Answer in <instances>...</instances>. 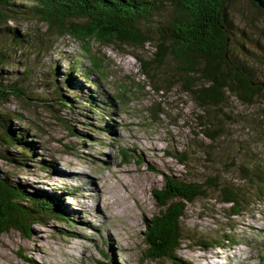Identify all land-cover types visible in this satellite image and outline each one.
Wrapping results in <instances>:
<instances>
[{
  "label": "rangeland",
  "instance_id": "1",
  "mask_svg": "<svg viewBox=\"0 0 264 264\" xmlns=\"http://www.w3.org/2000/svg\"><path fill=\"white\" fill-rule=\"evenodd\" d=\"M19 2L0 7V56L5 82L24 93L0 102V113L21 115L11 128L23 130L34 151L25 156L22 147L10 148L14 159H1L0 171L31 192L53 194L69 220L46 215L29 234L0 233V264H175L145 258L143 219L159 210L152 189L163 185V174L242 184L234 165L240 154L248 150L264 162V102L246 105L232 96L198 119L206 112L182 87L177 61L166 59L155 79L142 72L134 54L151 58L155 45L119 48L94 40L104 60L95 73L79 40L47 39L46 24L25 7L31 3ZM230 13L236 51L264 81V12L249 0H232ZM8 27L30 34L28 40L17 44ZM211 122L220 127L214 141L206 136ZM121 149L130 154L125 163ZM254 202L230 218L215 190L188 203L177 257L186 264H264V202ZM230 227L238 243L216 246Z\"/></svg>",
  "mask_w": 264,
  "mask_h": 264
},
{
  "label": "trees",
  "instance_id": "2",
  "mask_svg": "<svg viewBox=\"0 0 264 264\" xmlns=\"http://www.w3.org/2000/svg\"><path fill=\"white\" fill-rule=\"evenodd\" d=\"M19 1L31 3L25 7L46 24L47 39L69 36L79 40L91 61V71L95 73L103 71L104 60L93 51L94 40L119 48L126 44L155 45L151 58L134 54L142 72L155 79L156 68L166 59L177 61L182 87L206 112L197 114L198 119L221 109L232 96L246 105L264 102V81L257 77L250 58L245 54L244 60L236 51L238 28L230 13L232 0H0V7H16ZM249 1L264 12L255 1ZM7 30L17 44L27 41L30 35L9 27ZM5 63L0 56V102L24 93L16 82H5ZM68 75L67 82L73 78ZM70 101L62 99L60 104L70 107ZM88 101L91 110L96 107V99L90 96ZM110 115L109 111L102 112L105 119L111 120ZM20 119L18 114L0 113V160L14 159L7 155L12 147H22L25 156L34 151L28 145L31 143L24 139L23 130L11 128V122ZM211 123L214 128L209 126L206 136L214 141L220 137V127ZM69 128L73 133V127ZM120 151L122 161H129L130 154L123 149ZM183 159L180 157L186 164ZM240 161L234 165L238 168L236 179L242 184L212 175L198 181L163 174V185L152 189L159 210L143 219L146 259L169 258L175 264H186L177 257L186 238L182 219L188 203L206 196L211 190L217 191L220 200L228 204L229 218L241 214L256 200L264 202V162L252 157L248 150L240 154ZM56 204L53 194L31 192L27 186L13 182L9 174L0 171V233L16 229L29 234L31 225L39 223L46 215L68 222V217ZM232 230V227L225 228V234L215 245L238 243L231 236Z\"/></svg>",
  "mask_w": 264,
  "mask_h": 264
},
{
  "label": "water",
  "instance_id": "3",
  "mask_svg": "<svg viewBox=\"0 0 264 264\" xmlns=\"http://www.w3.org/2000/svg\"><path fill=\"white\" fill-rule=\"evenodd\" d=\"M255 1L260 8H262L264 10V0H253Z\"/></svg>",
  "mask_w": 264,
  "mask_h": 264
}]
</instances>
